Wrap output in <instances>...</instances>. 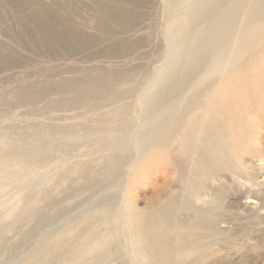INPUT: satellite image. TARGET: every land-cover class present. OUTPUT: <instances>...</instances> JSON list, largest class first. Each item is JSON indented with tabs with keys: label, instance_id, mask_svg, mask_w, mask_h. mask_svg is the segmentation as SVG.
Listing matches in <instances>:
<instances>
[{
	"label": "rangeland",
	"instance_id": "obj_1",
	"mask_svg": "<svg viewBox=\"0 0 264 264\" xmlns=\"http://www.w3.org/2000/svg\"><path fill=\"white\" fill-rule=\"evenodd\" d=\"M54 1L67 4L78 27L93 37L91 41L49 52L32 50L35 44L27 37L16 0H0V150L34 149L47 159L36 167L0 166V264H23L44 245L46 256L38 257L39 263L49 258L53 264H69L66 249L92 238L102 256L98 264H148L147 252L133 246L135 219L128 200L139 211L151 212L169 196L167 190L155 186L161 180L144 175L132 187L143 155L139 135L145 127L146 106L155 100L152 94L168 69L174 34L187 29L186 13L193 9L194 0ZM102 1H109L115 10L129 8L133 17L96 28L93 21ZM121 74L128 80L116 82L112 89L117 90H111L107 100L102 96L73 101V93L50 88L64 80ZM39 82L50 86L41 92V86H35ZM30 84L33 88L22 95V88ZM116 91L121 100L112 99ZM86 127L92 134L82 140L51 134L52 129L67 128L77 135ZM115 143L124 146L122 153L114 149ZM107 159L116 165L115 170ZM183 184L175 180L173 190H183ZM207 186L201 195L208 199L201 197V204L206 202L195 201L196 207L212 206L214 191ZM229 188L241 190L233 182ZM260 200L256 196L215 200L216 228L195 232L193 239L203 248L196 253L198 261L192 255L185 264H264V220L239 213ZM192 212L184 209L177 222L194 224Z\"/></svg>",
	"mask_w": 264,
	"mask_h": 264
},
{
	"label": "bare ground",
	"instance_id": "obj_2",
	"mask_svg": "<svg viewBox=\"0 0 264 264\" xmlns=\"http://www.w3.org/2000/svg\"><path fill=\"white\" fill-rule=\"evenodd\" d=\"M14 3L17 13L25 20L27 37L35 44L32 50L49 52L55 47L77 46L93 39L78 27L77 17L68 12L64 2L16 0ZM97 11L98 18L93 22L98 29L133 17L132 10H115L109 1L99 2ZM186 14L187 29L174 34L176 42L168 69L152 94L155 100L146 106L145 127L139 135L143 155L134 183L131 179L132 187L143 179L142 175L161 180L155 186L167 190L170 194L165 195L169 199L152 207L151 212H142L128 197L135 219L134 234L131 233L133 246L147 252L148 264H185L192 255L198 261L200 256L196 253L203 247L198 248L193 236L198 229L216 228L215 200L227 196L260 197L257 206L245 205L239 213L264 220V0H194L193 9ZM16 43L28 49L21 42ZM127 80L123 74L117 78L87 76L53 83L50 88L73 93V101L102 96L107 100L114 84ZM39 83L35 86H41V92L50 86ZM30 85L22 88V95L30 92L34 84ZM113 95L114 101L122 99L118 91ZM51 134L82 140L92 132L86 127L82 134L76 135L67 128H55ZM113 147L121 153L124 151L119 143ZM108 159L107 164L115 170L116 165L113 167ZM46 160L39 150L27 151L22 147L0 150L1 167L8 163L36 167ZM175 180L184 183L183 190H173ZM228 181L230 186L232 182L240 185L241 190L231 191ZM207 185L213 189L211 198L215 200L213 203L209 200L212 206L196 207L195 201L201 204L202 198L208 199L205 192V197L201 195ZM184 209L195 213L193 225L177 222L176 217ZM1 238L0 229V243ZM93 241L92 238L66 249L69 264H98L102 256ZM45 256L44 245L23 264H41L37 259ZM43 264L53 262L48 258Z\"/></svg>",
	"mask_w": 264,
	"mask_h": 264
}]
</instances>
